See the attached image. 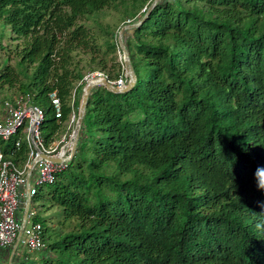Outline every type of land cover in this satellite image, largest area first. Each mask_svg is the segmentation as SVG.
Segmentation results:
<instances>
[{
  "label": "trees",
  "instance_id": "obj_1",
  "mask_svg": "<svg viewBox=\"0 0 264 264\" xmlns=\"http://www.w3.org/2000/svg\"><path fill=\"white\" fill-rule=\"evenodd\" d=\"M153 1L0 0V49L8 50L0 87L45 109L46 143L62 129L50 92L63 120L79 112L86 74L74 52L92 54L90 72L124 76L125 65L108 58L121 48L120 26L101 17L116 9L124 25L137 23ZM123 38L135 85L91 91L77 151L46 194L64 220L50 236L37 221L45 244L51 239L38 260L18 250L12 259L264 264V0H159ZM23 136L0 137L6 158L20 164ZM9 257L0 246V262Z\"/></svg>",
  "mask_w": 264,
  "mask_h": 264
},
{
  "label": "built area",
  "instance_id": "obj_2",
  "mask_svg": "<svg viewBox=\"0 0 264 264\" xmlns=\"http://www.w3.org/2000/svg\"><path fill=\"white\" fill-rule=\"evenodd\" d=\"M119 50L122 55L121 48ZM121 61L124 64L123 55ZM103 78H107L118 88H124L128 82L126 73L112 81L106 74L97 71L87 74L83 82L86 86ZM73 97L75 98V91ZM49 98L55 116L62 124V129L50 143L44 140L41 128L46 111L34 104L30 94H17L4 103V114L0 119V137L9 140L18 131H22L23 139L28 146V157L23 164L7 159L0 148V246L10 251L24 222L19 245L25 247L28 253L40 252L45 248L42 223L30 222L37 212L30 207L25 219L28 198L36 196L40 186L54 183L58 174L69 166L74 157L73 145L78 113L73 110L69 117L63 120V106L58 92L56 90L50 92ZM17 146L20 147V141L17 142ZM42 153L60 158L61 161L44 158ZM17 254L20 255L19 250ZM25 257L29 259L28 256Z\"/></svg>",
  "mask_w": 264,
  "mask_h": 264
},
{
  "label": "rangeland",
  "instance_id": "obj_3",
  "mask_svg": "<svg viewBox=\"0 0 264 264\" xmlns=\"http://www.w3.org/2000/svg\"><path fill=\"white\" fill-rule=\"evenodd\" d=\"M124 14L116 9H112L109 10L104 16L101 17V22L106 25V24H112L113 26H120V28L122 29L124 25ZM141 16V15H140ZM129 19H127L128 21ZM91 22V21H90ZM92 23V22H91ZM128 25V24H127ZM94 26V25H93ZM96 29V27H94ZM115 29V33H116V40L119 42V36L121 33V29ZM125 33V32H124ZM11 36L12 33L10 31V29L8 28L6 30V36H5V43H7L8 45H10L11 51H10V62L11 63H15V46H16V42L11 40ZM107 36H103V38H106ZM124 37V34H123ZM1 41V38H0ZM102 41V39H101ZM107 50L106 46L103 47V51ZM8 50L5 49H0V69L1 67L4 65V63L7 60V55ZM123 54V52H122ZM74 62L79 64V67L83 69L84 73L90 74L93 72L89 71V65L91 62V58H92V54L87 52V51H76L74 52ZM108 58H113L118 62L122 63V55L120 50L117 51V53H112L108 55ZM110 65V64H109ZM96 72V71H95ZM97 72H103V71H97ZM104 74H106L105 72H103ZM126 73V71H125ZM85 75V76H86ZM107 75V74H106ZM128 82H129V77H128ZM128 82L126 83V86L128 84ZM125 86V87H126ZM18 93H16L15 89H9L6 87H0V99L1 101L3 100V98H10L13 97L14 95H16ZM2 112L1 117L4 114V105L1 103L0 106V114ZM79 113V112H78ZM1 119V118H0ZM35 180V178H34ZM33 180V181H34ZM51 188L50 184H45L43 186L39 187V192L41 194V197H33L31 200V209L35 210L37 213L36 215L30 219V222L33 223L34 221H41L46 229V235L50 236L51 234L54 233V227L56 228L57 226H61V222L64 220V212L63 209L60 206L57 205H51V201L46 197V194L49 193ZM60 229V228H59ZM46 244L49 243L51 241V239L46 238ZM45 243V242H44ZM45 244V245H46ZM19 253H20V257L26 258L25 256H28V258L30 260H38L40 253L35 252V253H28L27 250L25 249V247H23L22 245H19L18 247ZM16 259H5L4 262H0V264H17Z\"/></svg>",
  "mask_w": 264,
  "mask_h": 264
},
{
  "label": "water",
  "instance_id": "obj_4",
  "mask_svg": "<svg viewBox=\"0 0 264 264\" xmlns=\"http://www.w3.org/2000/svg\"><path fill=\"white\" fill-rule=\"evenodd\" d=\"M158 1L159 0H154L152 2V4L150 5L149 10L146 12L144 18L141 21H139L137 23H131V24L125 25L121 29V33H120V36H119V44H120L121 50L123 52L122 55H123V58H124L125 71H126L127 76L129 77V82H128L127 86L124 87V88H118L111 81H109L107 78H103V79L97 80L95 82H90L84 87L82 100H81V104H80V107H79L78 123H77L76 128H75V138H74V145H73V156L75 155V153L77 151L79 138H80V134H81V129H82V126H83L86 106H87V102H88L89 95H90L91 91L94 88L98 87V86H105L106 88H108L109 90H112L114 92L124 93V92L129 91L135 85V83H136V74H135L134 67H133V65L131 63V60H130L128 49H127V47L125 45V42H124L123 34H124V32L127 29L134 28V27H137V26L141 25L146 20V18L148 17L149 13L151 12V10L153 9V7L155 6V4ZM42 156L44 158H47V159L52 160V161H56V162H60L61 161L60 158L52 157V156H49V155H47L45 153H42ZM31 200H32L31 197L28 198V202H27L26 210H25V219L28 216ZM24 226H25V222L23 223V227H22V229L20 231L18 239L16 240L12 250L10 251V259L13 258V256L15 255V253H16L18 247H19V242H20V238H21Z\"/></svg>",
  "mask_w": 264,
  "mask_h": 264
},
{
  "label": "crops",
  "instance_id": "obj_5",
  "mask_svg": "<svg viewBox=\"0 0 264 264\" xmlns=\"http://www.w3.org/2000/svg\"><path fill=\"white\" fill-rule=\"evenodd\" d=\"M7 258H8V256H7ZM10 258V257H9ZM12 260V259H11Z\"/></svg>",
  "mask_w": 264,
  "mask_h": 264
}]
</instances>
